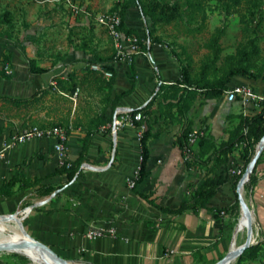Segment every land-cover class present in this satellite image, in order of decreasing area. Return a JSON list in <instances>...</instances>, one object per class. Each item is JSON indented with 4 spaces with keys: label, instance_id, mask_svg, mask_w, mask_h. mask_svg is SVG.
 Listing matches in <instances>:
<instances>
[{
    "label": "crops",
    "instance_id": "crops-1",
    "mask_svg": "<svg viewBox=\"0 0 264 264\" xmlns=\"http://www.w3.org/2000/svg\"><path fill=\"white\" fill-rule=\"evenodd\" d=\"M14 5H18V0H0V15L9 13L10 17L5 19L11 24ZM21 22L23 26L47 25L45 19L39 23ZM65 22L55 23L60 32L52 35L63 39L59 48L51 41L39 48L30 32L19 35L14 33V25L0 26V187L18 176L19 166L25 161L23 177L39 181L29 188L16 184L13 196L0 198V215L14 216L30 239L65 261L214 264L228 233L231 215L216 213L235 203L239 183L234 187V175L229 173L235 163L227 171L223 166L216 170V175L225 177L226 182L205 209L189 208L173 215L159 211L155 205L171 210L183 203L191 205L193 191L212 175V161L207 165H188L185 161L178 138L187 124L192 130H202L217 146L228 139L240 116L259 113L261 105L254 102L244 106L239 99L228 102L224 94L215 100L196 96L190 101L189 110L173 119L175 109L165 117L161 108L156 109L161 101L157 97L151 109H156L152 123L153 132L158 135L147 144V175L129 190L126 179L138 167L141 156L139 128L127 127L112 136L101 131V127L110 123L118 111L145 107L157 91L162 92V86L179 80L180 64L168 49L156 44L145 55H136L130 64L106 61L114 55L107 34L105 40L111 42V47L106 44L95 49L94 44H103L104 40L95 39L86 18ZM148 22L140 18L135 6L125 18V25L136 29L141 38L151 28ZM7 54L10 61L4 64ZM29 59L36 60V65L47 71L31 74ZM89 62L101 67L111 65L112 80L92 70ZM4 72L8 77L3 76ZM70 74L77 83L74 92L59 90L56 81L62 80L67 87ZM236 85L250 86L258 96L264 94L262 79L236 76L228 88ZM122 93L127 95L114 105L115 98ZM30 126L65 127L66 158L70 162L78 158L84 139L89 138L84 161L71 181L66 174H55L59 166L53 139L5 149L12 136ZM190 149L196 155L198 142ZM231 157L238 161L235 153ZM41 187H50L54 192L45 194ZM102 226L113 227L116 236L95 241L85 238L89 229Z\"/></svg>",
    "mask_w": 264,
    "mask_h": 264
},
{
    "label": "trees",
    "instance_id": "trees-1",
    "mask_svg": "<svg viewBox=\"0 0 264 264\" xmlns=\"http://www.w3.org/2000/svg\"><path fill=\"white\" fill-rule=\"evenodd\" d=\"M218 3L225 4L226 6H239L242 3H245V11L247 14V18L241 16L240 25L247 29H251L254 25L255 37L253 39H249L244 46L236 50L235 55H231L227 57L229 60V67L222 72V74L216 78L215 80H210L208 78L209 67L205 65L198 77H193L191 74V67L189 64H181V78L168 86H162L160 90L150 99V101L146 104L145 107L138 108L132 110L133 113H141L143 116V120L137 123V127L141 125L144 126V131L142 132L140 138V146H141V157L142 160L140 162V170L138 173V177L136 179V186L146 177L145 172V162L148 157V148L147 144L151 138H155L158 135L153 132V117L156 114V109L161 108L163 111V115L168 116L171 110L175 109L177 114L176 117L171 115L174 119H178L181 115L189 110L190 101L199 96L200 99L203 100H215L219 99L225 91L228 89V84L231 79L236 76H241L244 78H248L251 80H259L262 79L264 81V67L258 68L257 59L259 56V49L256 44L257 32L260 30L261 23L264 18V13L261 10V1L262 0H216ZM200 2L193 3L195 9L199 7ZM135 6L137 12L142 20L149 19L151 21V30L148 28L145 30L142 38L139 35V32L136 29H130L125 25V18L129 11V9ZM183 0H126L122 3L120 7L113 10L118 12L121 17V25L119 30L122 31L126 36H136L142 39V42L139 43L140 49L144 52H149L152 45H160L162 46V41L159 37L153 36L154 30L157 25H168L177 20V18L183 12ZM10 17L9 13H5L0 15V26L2 24L12 25L9 23L8 19L5 17ZM10 28V26H9ZM12 29V28H11ZM224 29L216 30L215 34L211 37L209 43L207 44V49L211 55V62L215 63L220 59L221 48H220V40L224 35ZM9 55H5L2 63H8ZM114 60V55H112L106 61ZM115 61V60H114ZM29 72L31 74H43L47 70L40 68L36 65V60L29 59ZM104 70L113 72V67L111 65H105L103 67ZM3 76L8 77L7 74L2 73ZM68 86H63L62 80H57L56 85L59 90H66L68 92H74L77 83L73 77V75H68ZM112 80V79H111ZM110 80V82H111ZM109 82V83H110ZM163 88V89H162ZM127 93H122L115 98L114 105ZM157 97L161 98V101L158 103V106L155 110L151 109L153 102L157 99ZM17 104V103H15ZM20 104V103H18ZM261 110L259 113L247 117L240 116L238 125L229 133V137L225 142L220 143L219 145H215L212 142V139L208 136H204L198 141V153L196 155H191V161L187 162L188 165L192 164H200L207 165L211 161L213 165L209 170L212 175L207 177L203 183L196 188L192 193L193 203L189 205L188 203H183L180 205L178 209L171 210L162 208L159 206L155 207L165 213L179 215L188 210L196 209V208H206L207 204L210 200L217 194L218 190L223 186L226 180L222 176L216 175V170L221 166L225 167L227 171L228 167L231 166L232 163L237 165L241 169V174L234 175V183L233 186L240 182L242 179V174L247 170L249 164L254 158L256 153V146L264 139V103H261ZM191 125L187 124L183 129L180 137L178 138L179 147L184 150L188 141V134L191 132ZM88 137L84 139L83 145L80 151L78 158L70 162V167L66 168L64 166L58 167L55 171V174H66L68 177V181H71L76 173L78 172L80 165L84 161V155L87 149V141ZM242 145L241 151L238 153L239 159L238 161L232 160V154ZM261 148V146H259ZM258 157L255 167L252 171L254 175L255 168L258 164ZM27 165V162H23L19 166V174L17 177H12L9 181L4 183L0 187V198H10L13 196V188L16 184L20 183L21 188H29L39 181L37 179L27 180L22 175V169ZM44 188L45 194H51L54 192V189L50 187H41ZM238 207V199L237 194H235V203L234 205L223 208L217 211L216 214L223 216L224 214H231ZM264 250V236L254 245L245 249L243 253L238 257V263L247 261V260H255L260 255V253ZM264 264V262L262 263Z\"/></svg>",
    "mask_w": 264,
    "mask_h": 264
},
{
    "label": "rangeland",
    "instance_id": "rangeland-1",
    "mask_svg": "<svg viewBox=\"0 0 264 264\" xmlns=\"http://www.w3.org/2000/svg\"><path fill=\"white\" fill-rule=\"evenodd\" d=\"M11 1L17 2V0ZM69 1L74 9L68 5L67 0H18V5H14L15 10L11 20V22L14 23L12 24L14 25V33L21 35L22 33L30 32L35 36L33 37V41L39 48L42 47L45 41H51V45L53 42H56L59 48L60 45H62L63 39L61 40V37L52 36L60 32L58 30L59 24L55 23H64L68 19L80 21L86 18L89 22V26L92 28L95 39L104 40L103 44H94V48L98 49L100 45L106 44L108 47H111L112 41L105 40L107 33L104 29L101 30V27L96 24L95 17L101 13L116 12L113 10L120 7L126 0ZM195 2H200L199 7L196 9L193 5ZM183 4V12L177 20L168 25H157L153 36L161 39L162 46L171 52L180 65H190L193 77H198L202 68L207 65L210 68L208 78L210 80H215L229 67L230 63L227 57L235 55L237 49L244 46L249 39L255 37V32L253 30L254 25L248 30H245V28L240 25L241 16L247 18L245 3H242L239 7L233 5L226 6L225 4L218 3L216 0H183ZM260 5L262 13H264V0L261 1ZM41 19L46 20V26L42 27L37 24L32 26L21 25L22 20L23 22L31 21L33 23H39ZM147 20L149 21V25H151V21L149 19ZM61 29L64 30L65 28L61 27ZM151 29L152 28H150V30ZM218 29H224L225 33L220 40V59L212 63L207 44ZM49 34L52 37H45ZM256 44L260 52L257 59V66L261 68L264 67V18L260 30L257 32ZM88 64L91 66L93 62H89ZM259 90L260 87L258 85L257 91L259 92ZM259 146H261V148H259ZM241 149L242 145L234 152L237 158L239 157L238 153ZM259 150H261L259 155L261 158L255 168L254 175L252 174L253 168L248 179L244 181L239 190L243 200L249 208L253 210V216L258 226V238L256 242L260 241L264 236V145H262V142L256 146L254 157ZM232 166L238 169L237 165ZM240 208L238 202L237 209L230 215L227 221L228 233L221 242L222 248L220 247L219 255L214 260V264L227 254V245L228 242H232V236L237 227L236 220L240 215ZM0 218L6 219L7 216L0 215ZM11 224H17L22 231L18 221L14 220ZM263 262L264 250L255 260H247L238 263L237 258V261L233 264H262ZM76 263L82 264L80 262ZM0 264H32V262L22 254L0 252Z\"/></svg>",
    "mask_w": 264,
    "mask_h": 264
},
{
    "label": "built area",
    "instance_id": "built-area-1",
    "mask_svg": "<svg viewBox=\"0 0 264 264\" xmlns=\"http://www.w3.org/2000/svg\"><path fill=\"white\" fill-rule=\"evenodd\" d=\"M68 5L74 9L73 5L69 0H67ZM96 24L104 29L112 41L114 48V60L116 62H123L130 64L133 61V58L136 55H145L146 52L140 49L139 43L142 42L140 37L136 36H126L122 31L119 30L121 25V17L118 12L110 13H101L95 17ZM91 69L95 72H98L104 79H111L112 73L106 71L100 65H92ZM7 74L8 67H5ZM226 100L228 102H234L238 99L242 102L244 106L248 103H264V94L258 96L252 87L250 86H233L228 88L224 92ZM143 120L141 113H133L130 110L118 111L113 120L110 123H107L101 127V131L107 132L109 135H116L120 131L124 130L127 127H137V123ZM138 140L140 141L142 132L144 131V126L141 125L138 127ZM68 130L63 126H30L24 128L19 134L12 136L9 139V143L5 145V149L12 148L16 145H21L27 142L34 140L42 139H53L54 140V152L57 155L58 166H64L66 168L70 167L69 160L66 158V140H67ZM205 136V133L202 130H192L188 134L187 145L184 148L185 161H191V145L197 143L201 138ZM2 153H0V157ZM142 157L139 158V165L134 170L132 175L126 179V185L129 190L136 187V179L140 170V162ZM229 173L232 175L241 174V169L231 168ZM246 171L242 174V177L245 175ZM248 175L244 177V181L248 179ZM116 236V231L113 227H93L85 233V238L88 241H95L102 238H114Z\"/></svg>",
    "mask_w": 264,
    "mask_h": 264
},
{
    "label": "bare ground",
    "instance_id": "bare-ground-1",
    "mask_svg": "<svg viewBox=\"0 0 264 264\" xmlns=\"http://www.w3.org/2000/svg\"><path fill=\"white\" fill-rule=\"evenodd\" d=\"M246 204V202H245ZM237 227L233 234L232 242H228V251L225 256L230 259L228 264L237 261L238 253L246 243H254L258 238V226L253 216V210L246 207L240 208V215L237 218ZM14 222V221H13ZM0 252L17 253L26 256L32 264H63L55 262L50 257L44 255L39 249L34 247L31 239L27 237L16 224H11L8 219H0ZM67 264H77L76 262H66Z\"/></svg>",
    "mask_w": 264,
    "mask_h": 264
},
{
    "label": "water",
    "instance_id": "water-1",
    "mask_svg": "<svg viewBox=\"0 0 264 264\" xmlns=\"http://www.w3.org/2000/svg\"><path fill=\"white\" fill-rule=\"evenodd\" d=\"M262 142V145H264V139L261 141ZM261 153V150H259V152H257L256 156L253 158V160L251 161V163L249 164L247 170H246V173L245 175L242 177V179L240 180L239 184H238V188H237V199H238V202L240 204V207H246V204H245V201L243 200L239 190L241 188V186L243 185L244 183V177L246 175H250L251 174V171L252 169L254 168L255 164H256V161L259 157ZM2 219V218H0ZM9 220V222H13L14 220L17 221V219L14 217V216H7V218ZM23 232V231H22ZM24 233V232H23ZM25 234V233H24ZM26 235V234H25ZM27 236V235H26ZM28 237V236H27ZM31 243L34 245V247H36L37 249H39L44 255L50 257L51 259H53L55 262H58V263H63V264H67L64 259H61L60 257H58L57 255H55L53 252H51L50 250H48L47 248H45L43 245H41L40 243L34 241L31 239ZM256 242L254 243H246L245 245H243L240 249V252L237 254L238 257L243 253V251L247 248H249L250 246L254 245ZM229 260L230 259H226L225 257H223L221 260H219L216 264H228L229 263Z\"/></svg>",
    "mask_w": 264,
    "mask_h": 264
}]
</instances>
